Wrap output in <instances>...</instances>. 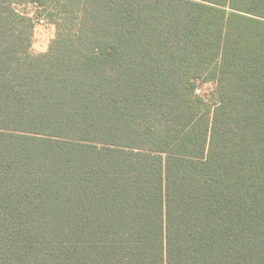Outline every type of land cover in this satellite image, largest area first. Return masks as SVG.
I'll return each mask as SVG.
<instances>
[{
    "label": "trees",
    "instance_id": "1",
    "mask_svg": "<svg viewBox=\"0 0 264 264\" xmlns=\"http://www.w3.org/2000/svg\"><path fill=\"white\" fill-rule=\"evenodd\" d=\"M0 264H264V0H0Z\"/></svg>",
    "mask_w": 264,
    "mask_h": 264
},
{
    "label": "rangeland",
    "instance_id": "2",
    "mask_svg": "<svg viewBox=\"0 0 264 264\" xmlns=\"http://www.w3.org/2000/svg\"><path fill=\"white\" fill-rule=\"evenodd\" d=\"M17 9L21 12H26L28 16L34 18V31L32 36V44L30 47V52L32 54L43 53L47 50L50 41L55 35V27L48 23L46 18L36 19L34 16V7L32 5L19 6ZM38 18V17H37ZM214 88L213 82H207L200 87H198L199 94L208 95L211 90Z\"/></svg>",
    "mask_w": 264,
    "mask_h": 264
}]
</instances>
